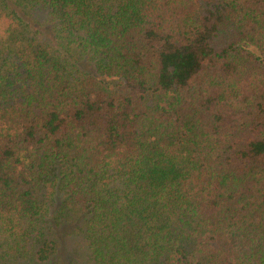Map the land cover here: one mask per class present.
Returning <instances> with one entry per match:
<instances>
[{
	"label": "trees",
	"instance_id": "trees-1",
	"mask_svg": "<svg viewBox=\"0 0 264 264\" xmlns=\"http://www.w3.org/2000/svg\"><path fill=\"white\" fill-rule=\"evenodd\" d=\"M0 264H264V0H0Z\"/></svg>",
	"mask_w": 264,
	"mask_h": 264
}]
</instances>
